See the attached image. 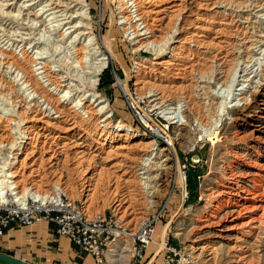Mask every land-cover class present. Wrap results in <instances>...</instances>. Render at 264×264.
<instances>
[{
  "label": "rangeland",
  "instance_id": "1",
  "mask_svg": "<svg viewBox=\"0 0 264 264\" xmlns=\"http://www.w3.org/2000/svg\"><path fill=\"white\" fill-rule=\"evenodd\" d=\"M86 1L89 5V10L84 9L83 17H87L91 24L96 41L100 47V51L96 56L97 58L95 56L92 57V60L94 59L92 65L93 68L101 64L104 65L103 63H105V65L104 68L102 67L99 69L98 77L90 80L91 82L96 80L94 94L85 93L82 97V103H86L87 105L96 100L93 105L95 107L97 102L102 100L101 102L103 103L97 108L107 104L108 111L106 116H111V118L107 120L110 122L111 129L117 124H122L132 133L143 138H147L146 136L149 130L154 132V130L156 131V129H158L160 133H162L160 134L157 132L159 138L156 142V153H158L157 155H160V157L165 156L166 159H169L165 164V168L168 169L160 172L159 170L154 171L155 167H152L154 168H151L152 171L151 169L147 171V175H151L150 177L153 176L155 178V176L158 175L156 177L157 179L150 180L152 181V183H150L151 185L157 186V191L155 192L158 193L156 194L154 192L152 195L149 193V190L146 191L143 189L142 185H139L140 183H138L137 180H139L138 178H140L141 175L138 176V174L142 173L139 161H122V168L120 167L119 170L112 168L111 166L121 159L107 161L105 159V151L97 149L98 145L82 131L71 136L68 133L55 134L59 137H55L56 139L54 138V140L51 137L53 135L47 136V131L37 129L34 134L32 133L33 135L31 134L30 136L34 137L33 140L43 163L39 164L41 163L40 160V162L32 167L30 166L32 164L31 161L25 163L26 165L24 164V167L22 164H15L17 163L16 157L18 156L22 159L26 153L24 146H26L28 142L27 136L24 134V136L22 135L19 137L17 130L22 132L23 129H19L21 127L17 128L16 123H18V120H15V124L10 123L5 115H2L4 106L3 104L1 105V102L0 168L2 167V171L0 169V175L2 176V172H5L4 176L5 174L7 176V173L9 174L12 171L15 173L14 175L18 176L10 180L15 181V183H20L24 188L33 186L41 191L49 190L55 184H61L64 186L65 192H68L67 182H69V184L72 183L70 187H72L73 190L71 188L70 191H73V193L70 194L69 191L67 195L78 205L83 204L89 217L105 215L107 218L111 217L116 224V239L110 244L108 252L106 253L108 264H133L134 260L131 252L133 237H127V242H124V239H118L117 234L119 235V233L121 234L122 232L124 234L134 233L144 225L145 221L153 217V226L155 229L153 241L149 243L142 252L143 257L140 264H146L154 253L157 256L154 261H150V263H162V254H159V249L161 247L158 243V237L165 226L167 229H164V231H166L163 243H168V245L175 247L180 257L184 260V264H264V80L261 79L260 81L258 76L255 78V81H259L262 84L263 89H261L257 95H251L253 89L249 90L248 87H246V97L250 106L247 111H242V103L237 102V100L235 101V99H237V89L241 87L239 85L242 83L241 80H243V78L239 77L238 86L236 82L231 89L232 91L229 92H223V89H219V87L216 86V82L211 79L209 81L212 82L209 84L211 88L210 91L211 93L214 92L212 96L214 97V103L217 105L214 106L216 111L214 109V111L211 110L207 113L204 111L210 108L208 107L210 101L208 102V100L203 99V96L201 97L199 94V100L197 101L199 102V108L197 105V107L194 106L195 109L188 100L185 99V90L182 91L179 89L178 92H176L177 90L171 87L165 89V99L159 103V106H162L158 110V106L154 107V103L152 104L151 100H153V98L148 96L151 90H148L149 88L146 86H150V84L152 85L154 83L157 85L158 82H155L153 78L145 76L144 81L150 84H146L144 88L138 90V82L134 78L137 69L147 72V69H144L140 65L148 67L152 62H157L162 59H178L177 56L174 55V57L173 53H171L172 48L175 46L177 47V41L183 38L186 33L195 32L199 34L200 32V34L203 35L200 39H204L205 42H209L215 37L216 35L213 32H201L199 29L195 28L207 24L206 22L199 21L197 17L202 15L204 16L203 18H206L209 14L222 12L221 9L210 11L208 8H211V6H206L207 3H216V0H138L141 5L140 10L142 16L145 17V20L149 24H154H151L154 29L153 39L157 42L163 39V34L158 31V25L162 28L165 27V29H169V26L172 27L175 24L174 17H177V14L175 13L174 16L172 14L174 10L172 7L173 4L183 6L182 8L180 7V9H182L184 13L181 10L180 12L182 13L178 11V17L180 19L178 27L181 33L175 37L176 39L171 41V47L162 55L158 56L153 55V52L146 50V48L137 49L138 45L135 43L136 40H134V36H127L128 34L124 35L121 18L123 15L126 16V14L120 13L117 0ZM24 2H26V0H0V4L3 6L5 5L3 11L6 15L9 14L16 17L17 14L20 13L17 19L18 22L11 16H8L9 18L6 17V15L4 18L0 17L1 50L4 49L6 52L14 51L17 57L21 58L20 50L22 49V52L25 51L26 55L30 57L34 52L39 53V50L42 49V45L34 47V42L36 43V40L40 37L42 39L46 37L49 38V43L45 46L47 49L45 51L46 54H44V57L47 58L40 62L37 61L43 63L47 60L51 61L53 58V61H56L58 57L63 56V53H60V51L53 53L56 44H60L62 47L61 50H72L74 46H77L78 41L77 39L73 41V38L80 33V26L83 25L81 24L76 28L77 30L73 28V26L80 21L79 18L77 19L75 17L81 13H79L77 8L69 6L66 17H64L65 20L60 21L58 23L59 25H57L56 23L51 24V22H53L50 20L51 17L48 16V13L41 11L38 3L28 7L26 6L27 3ZM155 12H158V15L155 14ZM131 13H133L132 16L130 15L131 18H134L132 21L135 22L134 10L131 11ZM70 16H73V18H70ZM154 18L159 20V22L153 21ZM33 19H35L37 23L33 38L35 39L34 42L30 40L31 38L28 39L29 36L27 34H29V32L26 30L34 26L31 22ZM221 19L222 18H218L215 21L224 22ZM45 26L48 28L51 27L50 30L54 31L50 32V34H45L43 38L42 35L44 32L42 30ZM220 27L222 26L215 25V28L219 29ZM262 27L264 28V25H261L259 30L264 32ZM155 29H157V31ZM3 33H7V35H3ZM63 33L64 38L62 39L61 34ZM2 37L3 41L8 37V39L11 38V40L6 42L7 39L3 42L1 40ZM21 38H25L26 40L22 41L23 39ZM194 39L200 40L199 38ZM82 42L83 38L80 43ZM85 42L86 40L82 44L85 45ZM218 42L219 38L211 40L213 44H217ZM29 44L30 47L28 46ZM104 45H107L113 52L115 58L107 53ZM189 49L191 52L185 54L184 61L189 60L191 56L193 58L194 56L191 54L197 52L196 47L193 45H190ZM201 50L204 51V49ZM210 53L213 55L214 51L210 50ZM99 54L102 56L98 59ZM207 55L208 54L200 56L198 58L199 60H196L198 64L195 67L196 70H199L198 72L204 73V77H206L202 80L204 82H208L207 78L210 71L208 67H210L209 65L211 64V62L208 61H212L211 54ZM33 57H35V55ZM101 57L106 58V62L99 61L102 59ZM204 60L207 65H205ZM138 63L140 65H137ZM55 64L57 65L58 63ZM55 64L54 66H56ZM204 66L208 69L205 71L206 74L204 72ZM59 68L60 67H54L53 69L58 70ZM61 69L62 71L58 73L59 77H66V73H69L70 77H72V81L68 80L62 82V86L64 87H61L59 91V96L61 97L67 90L68 85L70 86V100L68 98L65 101L66 103L64 102L66 104V110H68L72 103L78 100L83 94V92L79 93L82 87L76 79H84L83 82L85 83L87 76L83 74L80 69L79 71L76 70L75 67L69 68V71L67 70L68 72H66L65 66H61ZM8 72L9 70L6 66H0V93L3 95L11 91L13 86L14 89L17 90L15 87L16 83H14L15 74ZM87 72H89V70ZM195 74L191 77L187 76L188 78L186 77L185 83L195 86V84L200 81L198 80L199 75L196 74L195 77ZM261 74H264V72ZM51 75V79H53L55 75ZM76 75L78 78L74 77ZM172 78H174L173 80L176 82L178 81L177 83L181 81V79L177 77ZM86 81H89V77ZM41 83L44 85L46 84L45 87L48 86L46 79H43ZM14 89L12 90L13 95L17 94ZM47 90H51V88L47 87ZM170 90L173 92L171 93ZM190 91H192V88ZM50 92L55 94L54 97H59L57 95L58 92L52 90ZM140 92L142 94H140ZM176 95L177 97L175 98ZM221 96L224 98L227 97L228 102L226 100L224 101V98ZM24 98H26V103L30 102L31 105L33 102H38L36 105H41L42 101L36 96L33 97V101H30L31 97L29 98L26 94L18 93V98L15 99V101L17 106L20 107H18L17 110L21 111L25 120H30L29 117L31 113L25 108L26 106L22 100ZM177 98L179 100H176ZM222 101L224 102L222 103ZM217 102L223 104V107L219 110L216 107L218 106ZM235 103L236 109L231 110ZM202 106L207 107V109H202ZM44 109L45 107L42 106L41 110L45 111ZM200 112H203L202 116L199 114ZM198 115L202 118L203 115H205L206 121L201 119ZM52 116L55 118L54 114ZM144 116H148L147 119L150 122V127H148L149 125L146 126L147 128L143 127L144 125L141 118ZM31 122L34 124H41L35 123L34 121ZM29 123H27V125H31V123ZM100 125H103V122H101ZM212 131L220 135H218V137H220L218 138L219 141H215L213 145L209 143L207 138V133ZM164 135L171 139L173 147H165L164 149L168 148V151L161 152V149L163 150V147L167 144L165 143L166 140L164 139ZM48 137L51 139H48ZM45 142L46 145L43 144ZM118 142L120 141H116L114 144ZM9 143H16L15 148L16 146L18 148L12 150ZM68 143L71 144L73 149L64 148V146H66L65 144ZM128 144L133 146L136 144V141H130ZM113 145H111V147H113ZM107 148L108 147L105 149ZM136 156L138 155L136 154ZM197 158L200 160L197 161ZM89 160L93 161V163H89ZM5 169L8 171H4ZM126 171L129 172V177L125 175L127 176L125 178L123 173ZM100 172L116 174V176H122L121 179H129L130 177L131 179H136V183L132 187V189L135 188L133 189L135 191L133 193L136 194V200L135 202L133 200V206H131L129 210L126 206L127 204L124 205L123 202L120 204L119 200L121 199L116 202L109 200L111 198L108 199L109 193L114 190L115 186L113 183L108 185L105 177L103 178L104 180L100 182L101 185H99V194L102 192L100 197L95 196L90 198L92 193L91 191L86 192V190L93 188V184H95L97 179L96 175ZM159 173L161 174L159 175ZM181 174L183 177H186L185 184H183L182 187L180 184ZM143 177L145 176H142V178ZM66 178H68V180H66ZM5 181L6 180H4V182ZM7 181L8 183L10 182L9 179ZM85 182L87 183L85 184ZM84 185L89 187L83 188ZM6 186L9 187L7 184ZM6 189L8 190L9 188ZM127 189L128 188L123 185L119 187V193L122 197L124 196V200L128 199ZM104 194L107 195V197L104 196ZM85 195H87V197H85ZM40 224H47L48 226L46 227ZM32 226H28L27 228L19 226L13 227L15 230L19 231L18 233L22 237L21 244L13 242L12 244L10 243L11 245L9 246L8 243L3 244L0 242V252L9 254V256L19 260H28L31 264H78L75 261L77 256L80 257L81 255L80 249L73 243L72 245L75 247L72 245L70 246L68 242L60 239L59 235L55 232V227L51 223L42 221ZM6 232L3 233V236ZM3 236H1L0 239ZM119 236L123 237V235ZM81 252L85 254V252Z\"/></svg>",
  "mask_w": 264,
  "mask_h": 264
},
{
  "label": "bare ground",
  "instance_id": "2",
  "mask_svg": "<svg viewBox=\"0 0 264 264\" xmlns=\"http://www.w3.org/2000/svg\"><path fill=\"white\" fill-rule=\"evenodd\" d=\"M117 1H118L117 5H118V9H119L120 13L126 14V16L123 15L121 18L122 19L121 25L123 26L122 31L124 32V35L128 34L127 36H130V35L134 36V40H136L135 43H136V45H138L137 49L146 48V50L153 52V55H157V56L162 55L164 52H166L171 47L170 46L172 44L171 41L176 39L175 37H177L181 33L180 32L181 30L178 27L179 26L178 22L180 20L178 17V11L179 12H180V10L183 11L182 9H180V7L182 8L183 6L173 4L172 7L174 10L172 11V14H173V16L175 13L177 14V17H174L175 18V24L172 27L169 26V29H165V27L162 28L160 25H158V27H159L158 31L163 34V39L161 41L157 42L155 39H153L154 29L151 26V24H153V23L149 24L145 20V17L142 16V12L140 10V8H141L140 2L138 0H117ZM24 3H27L26 6H28V7H31L32 5H35L38 3L40 5L39 8L41 9V11H43L44 13L45 12L48 13V16L51 17L50 20L53 21V22H51V24L56 23L57 25H59L58 23L60 21L65 20L64 17H66V13L68 12L69 6H72V8H77L79 10V13L81 12L80 15L75 16L77 19L79 18V20H80L77 23L79 25L76 24L75 26H73V28L76 29L81 24H83V25L80 26V29H81L80 33L75 35V37L73 38V41L75 39H77L78 44H77V46H74L72 48V50H69V49L61 50L62 47L60 46V44L55 45L53 53L58 52V51H60V53H63V56L58 57V59L56 61H53L54 60V58H53L51 61L47 60L46 62L39 63L40 61H43L44 59L47 58V57H44V54H46L45 51L47 49L45 48V46H47V43H49V38H46L45 34H50V32H52L54 30H50L51 27L48 28L45 26L42 30L44 32V33L42 32L43 33L42 36H43V38L44 37L45 38L42 39L40 37L38 40H36L37 42L35 43L34 42L35 39H33L34 33L36 31V24H37L35 19H33L31 21L34 26L29 27L26 30L29 32V34H27L29 36L28 39L31 38L30 40H32L34 42V47L37 45H42V49L39 50V53L34 52L32 56L28 57V55H26V52L25 51L22 52V49H21L20 50L21 58H20V57H17V55L14 53V51L6 52V50L0 49V66L1 65L6 66V68L9 70V72H11L12 74H15L14 83H16L15 87L17 88V90H16V89H14V86H13L14 91L17 92V94H15V95H13V93H12L13 89H11V91L7 92L4 95L2 93H0V102H1V105L3 104V106H4L2 109V115H5V117L7 118V120L10 123L15 124L16 123L15 120H18V123H16L17 128L21 127L19 129H23V131L20 132V130H17V133L19 134V137H21L22 135L24 136V134H25L27 136V141H28L26 143V146H24V148L26 149V153L24 154L22 159H20L17 156L16 157L17 163H15V164L19 163V164H22L24 167L25 163H28L31 161L32 164L30 166L32 167V166L36 165V163L40 162L41 156H40V154L37 150L36 144L33 140L34 137L30 136L32 133L34 134V132L37 129H39L41 131L42 130L47 131V134H48L47 136L53 135V136H51L53 139L55 137H59V136H56L55 134L68 133L71 136V135H74L75 133H78L79 131H82L87 137L91 138L92 141H94L98 145L97 149L105 151V159L107 161H112L113 159H121V160H118L117 162H115L111 166L112 168L119 170L120 167L122 166V164H121L122 161H124V162H130V161L132 162V161H136V160L139 161L140 170H142V173L138 174V176L141 175V177L138 178L139 180H137V181H138V183H140L139 185H142L143 189H145L146 191L149 190L150 191L149 193H151L153 195V193L155 191H157V186L151 185L150 183H152V181H150V180L157 179L156 177L158 175H156L155 178L153 176L150 177L151 175L148 176L147 171L149 169H151L152 167H155V169L152 168V169H154V171L159 170L160 172H163L165 169H168V168H165V164L169 160V159H166L165 156H161V157H160V155L158 156L157 155L158 153H156V149H157L156 142L159 138V134H157V132L160 133V131L158 129H156V131L154 130V132H152V130H149V132L146 136L147 138H143V137L138 136L135 133H132L130 130L125 128L122 124H117V125L113 126V129H111L110 122L107 121L108 119L111 118V116H109V115L106 116L107 111H108V105L107 104H105V106L97 108V107H99L100 104L103 103V102H101L102 100L101 101L99 100L95 107L93 105L96 102V100L94 102H91L90 104H87V105H86V103H82V97L85 93L94 94V91L96 89V85H95L96 80H94L92 82L90 80L98 77L99 69H101L102 67L104 68V65H105V63H103V62H101V63H103L104 65L101 64L96 68H93V65H92V61L94 60V59L92 60V57H94V56L96 57L98 55V53L100 51V47L98 45V42L96 41V38H95V35L93 33V29H92L91 24L89 23L87 17H85V18L83 17L84 16V12H83L84 9L89 10V5H88L87 1L86 0H26V2H24ZM107 3H108V1H107ZM209 5L211 6V8H208V9H210V11H216V9L217 10L221 9L222 12L217 13V14L216 13L215 14H209L206 18H203L204 16H202V15L200 17H197V19L199 21L206 22L207 24H205L206 26L201 25L200 27H197L195 29H199L201 32L202 31H208L209 33L213 32L217 37L215 36L211 40L219 38V42L217 44L211 43V40L209 42H205L204 39H200L201 37H203V35L200 34V32H199V34H197L195 32H190V33H186V35L183 38H181L180 40L177 41V43H178L177 47L175 46L172 48L171 53H173V56L174 55L177 56L178 59H174V58L173 59H171V58L170 59H162V60H159L157 62H152V64L148 67H146L144 65H140L139 63L137 64V65L142 66L144 69H147V72L145 70H138V69L135 72L134 78L138 82L137 83L138 84V90H141L142 88H144V86L146 84H150V83L144 81L145 76L148 78H153L154 81L158 82V84H159V85L158 84L156 85L154 83L152 85L150 84V86L146 85L149 88V89L148 88L147 89L151 90L150 95H148V96L153 98V100H151L152 104L154 103V107L158 106L157 107L158 110L162 106V105L159 106L160 105L159 103L163 99H165L164 94L166 93L165 89L167 87L175 88V90H177L176 92H178L179 89L182 91L185 90V93H186L185 99H187L188 102L193 107L194 106L197 107V105H198V108H199V104H198L199 102H197V101L199 100L198 95L200 94L201 97L203 96V99L208 100V102L210 101V104H208V107H210V108L207 109V107L202 106V109L203 108L207 109L204 111L207 113L211 110L214 111V109H215L214 106L217 105L216 103H214V97L212 96V94L214 92L211 93V91H210L211 88H210L209 84H211L212 82H209V81L211 79L214 82H216V86H218L219 89H221V90L223 89V92L224 91L229 92V91H232L231 89L236 82H237V86H238V78L239 77L243 78V80H241L242 83L239 85L241 87H239L237 89V91H238V94H236L237 99H235V101L237 100V102L242 103V106H241L242 111H247V109H249V106H250L248 99L246 97V92H245L246 87H248L249 90L253 89L252 94H251L253 96L257 95V93L259 94V91L262 89V84L259 81H255V78L258 76L260 81H261V79L264 80V74H261L262 72H264V32L259 30L261 25H264V0H216V3L213 2L210 4H208V3L206 4V6L210 7ZM4 6L2 4H0V17H3V18L6 15L3 11ZM133 10L135 13V19H136L135 22L132 21L134 18L133 17L131 18L132 14H133V13H131V11H133ZM180 13H182V12H180ZM183 13H184V11H183ZM155 14L158 15V12H155ZM19 15H20V13H18L16 17H13V16L8 14V15H6V17L11 16L16 20V22H18L17 19H18ZM71 17L73 18V16H70V18ZM218 18H222L221 20L224 22L215 21ZM153 21L159 22V20H157L155 18ZM220 23H222V24H220ZM48 25H50V24H48ZM215 25H219L222 27H220L218 29V28H215ZM155 30L157 31V29H155ZM3 35H7V33L6 34L3 33ZM61 36H62L61 38L63 39L64 33L61 34ZM8 38H5V40L3 41V37H2L1 40L3 42H5ZM82 38H83V42L85 40L87 42V43L85 42V45L82 44L83 42L80 43ZM194 38H199L200 40H195ZM21 39H23L22 41L26 40L25 38H21ZM150 39H153V40L149 41ZM9 40H11V38L8 39L6 42H9ZM147 41H149V42L146 43ZM190 45H193L194 47H196L197 52H194V54L189 53V54L193 55L194 57L192 58L191 55H188V56H191V58H189V60H187V61H184L185 54H187L188 52H191L189 49ZM28 46L30 47V44ZM104 48L111 57L115 58V55L107 47V45H104ZM201 49H204V51H202ZM210 50L214 51L213 55H212V53H210ZM204 54H208V55L211 54V60H212V61L207 60L208 62H211L210 65L208 64L210 66V67H208L210 71H209V73L207 72L209 75L207 78L208 82L202 81V80H204V78H206V77H204V73L203 72L200 73V72H198L199 70L195 69L196 65L198 64L196 60H199L198 58L200 56H203ZM34 55H35V57H33ZM57 55H59V54H57ZM67 55H68V57H67ZM100 56H102V55L99 54L98 59ZM105 60H106V58H102L99 61H105ZM37 61H39V62H37ZM204 62H205V60H204ZM55 63H58L57 64L58 66ZM54 64L56 66H54ZM205 65H207L206 62H205ZM61 66L62 67L65 66L66 72L69 71V68L71 69L72 67H75L76 70H78V71L80 69L81 72L87 76V78L89 77V81L87 82L86 81L87 78H86L85 83H84L83 82L84 79L82 80L81 78H78V76H77L78 74L76 76H74V77L78 78V79H76V81H78L79 85H81V87H82V90L79 91V93L83 92V94L81 97L78 98V100H76L75 102L72 103L71 107H69L68 110H66V104H65L66 102L65 101L68 98L70 100V96H69L70 95L69 94L70 93L69 92L70 86L68 85L67 90L61 95V97L59 96L60 95L59 91L61 90V87H64V86H62V82H66L68 80L72 81V79H71L72 77H70L69 73H66L67 74L66 77H59L58 73H60V71H62V69H63V68L61 69ZM54 67H57V68L60 67V68L58 70H54L53 69ZM178 67H180V68H178ZM181 67H183V68H181ZM205 67L206 66H204V68ZM205 69H204V72L208 70V69H206V70ZM72 70H74V69H72ZM88 70H89V72H87ZM195 73L199 75L198 76L199 79L198 78H196V79H198L200 81L197 82V84H195V86L194 85L192 86V84L191 85L186 84L185 80L188 77L194 76ZM51 74H53V76L55 75L53 79H51L52 78ZM196 74H195V77H196ZM205 74H206V72H205ZM172 77H177V78L181 79L182 82L180 81V83H177L178 81L176 82L175 80H173L174 78H172ZM43 79L44 80L46 79V82L48 83L47 87H50L52 91L58 92L57 95L59 97H57V98L54 97L55 94H53V92H50L51 90H47V87H45L46 84L44 85L41 83V81ZM193 79H195V78H193ZM189 81H191V80H189ZM184 84H186V85H184ZM139 86H141V87H139ZM160 88H162V89H160ZM191 88H192V91H190ZM170 91H171V93L173 92L172 90H170ZM167 92H169V91H167ZM18 93L19 94L20 93L26 94L29 98L31 97L30 101H33L32 99L34 96H36L37 98H39L42 101L41 105H36L38 102L37 103L33 102V104L31 105L30 102L26 103V101H25L26 98L22 99L24 101V102L23 101L22 102L26 106L25 107L26 110H28V112L31 113V116L29 117L30 120H25L24 115L21 113V111L17 110V108L20 107V106H17V103L15 101V99L18 98ZM140 94H142V93L140 92ZM230 94H232V93H230ZM179 95H181V94H179ZM253 96H252V98H253ZM91 97H92V95H91ZM176 97H177V95L175 96V98ZM180 97H182V96H180ZM221 97H223V96H221ZM166 98H168V97H166ZM178 98L176 100H179ZM200 100H202V99H200ZM225 100L227 101V97L224 98V101ZM224 101H222V103ZM174 103H176V102H174ZM217 103H218V106H216V107L219 110L220 108L223 107L222 106L223 104L222 103L219 104V102H217ZM231 103H232V101H231ZM42 106L45 107V109H44L45 111L41 110ZM90 106H92V107H90ZM152 107H153V105H152ZM193 107H192V109H193ZM235 107H236V103L234 104V106L231 110H235L236 109ZM94 108H97V109L93 110ZM162 110H165V109H162ZM215 111H216V109H215ZM50 112H52V113H50ZM197 112H196V114H197ZM202 113L200 112L199 114L202 116ZM213 113H215V112H213ZM53 114L55 115V118L52 116ZM201 116H199V117H201ZM206 116H207V114H206ZM213 116H216V115H213ZM217 116H218V114H217ZM147 118H148V116L147 117L144 116L143 118H141L143 125H144L143 126L144 128H147L146 126H148L150 123ZM170 119H168V120H170ZM201 119L206 121L205 115H203V118L201 117ZM31 121H34L35 123H41V124H34ZM29 122L31 123V125H27V123H29ZM101 122H103V125H100ZM206 124H207V122H206ZM148 127H150V125ZM160 134H162V133H160ZM218 135L219 134H217L214 131L207 133V138H208L209 143H211V145H213L215 143V141L216 142L219 141L218 138H220V137H218ZM164 137H165L164 139L166 140L165 143H167V144H166V146L163 147V150L161 149V152L168 151V148L164 149L165 147H169V148L173 147V143H172L171 139L165 135H164ZM48 139H51V138L48 137ZM116 141H120V142L114 144V142H116ZM130 141H136V144L133 146H130L128 144V143H130ZM46 142L43 144L46 145ZM15 144H10V148L12 150H16V148H18L17 146L15 148ZM65 145L66 146L63 145L64 148L66 147V149L67 148L73 149L71 144L68 143ZM111 145H113V147H111ZM27 146H28V148H27ZM106 147H108V148L105 149ZM24 148H23V150H24ZM21 150H22V148H21ZM136 154L138 156H136ZM198 160H200V159L197 158V161ZM42 161L43 160H41V163H39V164H42L43 163ZM88 162L93 163V161H91V160H89ZM28 166L27 167L25 166V167L29 168ZM42 166H44V165H42ZM13 167H15V166H13ZM19 167H20V165H19ZM50 168H51V166H50ZM42 169H44V168H42ZM152 169H151V171H152ZM19 170H21V169H19ZM1 171H2V169H1ZM4 171H8V170L5 169ZM2 173H3L2 176L0 175L1 176L0 177V179H1L0 180V202H4L6 204H14V203L16 204L15 198L16 197L18 198V196L19 197L27 196L28 191H29V193H33L37 196H42L43 201L49 199L50 202H55V201L59 200V198L62 195H65L68 200H70L71 202H74V204L76 206H79L75 201L70 199L69 196L67 195L68 192L70 191V189L72 188V187H70V185H72V183L69 184V182H67V186H68L67 189L69 190L68 192H65L63 185H61V184L56 185L55 183H54L55 185H53L49 190L41 191V190L36 189V187H33V186H28V187L24 188L20 185V183H18V182L15 183V181L10 180L11 178H15L18 176V175H14L15 173L12 171L9 174L7 173V176H6V174L4 176L5 172H2ZM160 174L161 173H159V175ZM111 175H113V176H111ZM125 175L128 176L129 172H127V171L124 172L123 176H125ZM181 175H180V184L182 187L183 184H185L184 182L186 180V177L185 176L183 177V175L182 176ZM21 176H20V178H21ZM66 176H67V174H66ZM127 176H125V178ZM142 176H145V177L142 178ZM68 177H69V174H68ZM96 177H97V179L95 181V184H93L94 185L93 188L86 190V192L91 191L92 194L90 195V198L95 197V196L100 197V194L102 192H100V194H99V191H100L99 185H101L100 182H102L104 180L103 178L105 177L107 179L108 185L113 183V185L115 186L114 190L111 193H109L108 199L111 198L109 200H112L113 202L114 201L116 202L119 199H121V200H119L120 204H122L121 202H123L124 205L127 204L126 206H127L128 210L131 208V206H133L132 205L133 200H134V202L136 200V198H135L136 194L133 193V192H135L133 190L135 188L132 189V187L136 183L135 178L131 179V177H130L129 179L128 178L127 179H121L122 176L119 177V176H116V174H108L107 172H104V173L100 172L98 175H96ZM8 179L10 181L9 183L7 181ZM4 180H6V181L4 182ZM66 180H68V178H66ZM86 183L87 182H85V184ZM6 184L9 185V187L6 186ZM121 185L126 186V188H128L127 189V192H128V195H127L128 199L127 200H124L123 199L124 196L122 197V195L119 193V187ZM47 186H48V184H47ZM88 187L89 186H87V185L83 186V188H88ZM6 188H9V189L7 190ZM14 190H16L17 192H15ZM72 190H73V188H72ZM81 192H82V190H81ZM12 193L15 195L14 200H12V199H10V197H8V194H12ZM69 193L71 194V193H73V191H70ZM155 193L157 194L158 192H155ZM104 196L107 197V195H105V194H104ZM85 197H87V195H85ZM145 198H146V196H145ZM108 199H106V200H108ZM131 200H132V202H131ZM19 201L20 200H17V202H19ZM81 207H82V210L84 211L85 207L83 206V204H81ZM102 217L107 218L105 215L97 216V218H102ZM47 223H50V222H47ZM32 225H30V226H32ZM13 226H17V225H13ZM143 226H141L138 230L142 229ZM11 227L12 226H10L8 229H10ZM19 227H28V226H19ZM153 228H154V226H153ZM165 228H166V226H165ZM164 229L162 230L160 236L158 237V243L161 247L159 249V254H162V258H163V253L161 252V249L163 248L164 244H166V243H163L164 234L166 231V230L164 231ZM154 231H155V229H154ZM136 232L131 233V234H126V233L124 234L122 232L121 234L119 233V235H123V237L119 236L118 234H117V236H118V239L122 238V239H124V242H127L126 238L135 236ZM56 234H57V232H56ZM59 236H61V235H59ZM153 236H154V234H153ZM152 241H153V237H152ZM132 242H133L132 243V246H133V244H134L133 239H132ZM151 242H149V243H151ZM107 252H108V250H107ZM131 252L133 254L132 248H131Z\"/></svg>",
  "mask_w": 264,
  "mask_h": 264
},
{
  "label": "built area",
  "instance_id": "3",
  "mask_svg": "<svg viewBox=\"0 0 264 264\" xmlns=\"http://www.w3.org/2000/svg\"><path fill=\"white\" fill-rule=\"evenodd\" d=\"M14 196L13 193L8 194L12 200ZM15 202L16 204L0 202V237L13 225L30 226L37 222H50L55 226L58 235L68 238L71 244L91 256L95 264H108L106 253L110 244L116 239V224L111 217H89L87 211L82 210L81 205L76 206L65 195L55 202H50L49 199L43 201L42 196L28 191L27 196H18ZM153 221L154 218L145 221L142 229L133 236V264L141 263L142 252L152 241ZM161 252L163 253L161 264H184L177 249L168 243L164 244Z\"/></svg>",
  "mask_w": 264,
  "mask_h": 264
},
{
  "label": "crops",
  "instance_id": "4",
  "mask_svg": "<svg viewBox=\"0 0 264 264\" xmlns=\"http://www.w3.org/2000/svg\"><path fill=\"white\" fill-rule=\"evenodd\" d=\"M40 225H45L46 227L48 226L47 224H40ZM15 226H12L10 229L7 230V232L5 233V235L0 239V242L3 243V244H6L8 243V245L10 246L13 242H16V243H19L21 244V240H22V237L19 235V231L18 230H15V228H13ZM33 227V226H32ZM27 228V227H26ZM31 228V227H29ZM56 235V234H55ZM20 236V238H19ZM62 236H59L60 239H63L65 240V242H68L69 245L71 246L72 244L70 243V241L66 238V237H62ZM12 241V242H11ZM11 243V244H10ZM73 247H75L74 245H72ZM77 248V247H76ZM78 249H80L78 247ZM82 250L80 249V257L77 256V259L75 262H77L78 264H94L93 262V258L89 255H87L86 253H82L81 252ZM48 253V252H47ZM49 254V253H48ZM9 255V254H7ZM79 255V254H78ZM156 254L154 253V255L148 260V262L146 264H151L150 261H154V259L156 258ZM26 263L28 264H31L28 260H24ZM153 263V262H152Z\"/></svg>",
  "mask_w": 264,
  "mask_h": 264
},
{
  "label": "water",
  "instance_id": "5",
  "mask_svg": "<svg viewBox=\"0 0 264 264\" xmlns=\"http://www.w3.org/2000/svg\"><path fill=\"white\" fill-rule=\"evenodd\" d=\"M0 264H28V263L0 252Z\"/></svg>",
  "mask_w": 264,
  "mask_h": 264
}]
</instances>
